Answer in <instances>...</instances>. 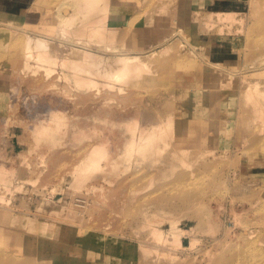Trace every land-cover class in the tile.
Masks as SVG:
<instances>
[{
  "label": "rangeland",
  "instance_id": "rangeland-1",
  "mask_svg": "<svg viewBox=\"0 0 264 264\" xmlns=\"http://www.w3.org/2000/svg\"><path fill=\"white\" fill-rule=\"evenodd\" d=\"M56 1L35 0L18 10L24 29L18 22L0 24V264H213L244 248L243 224L258 240L253 254L263 259L264 121L250 116L244 97L228 99L229 85L200 73L207 64L199 55L222 61L225 70L258 67L247 77L264 88V60L254 61L264 53V35L254 28L264 6L252 15L249 0H201V15L235 12L230 26L206 25L195 19V0H178L154 29L147 23L159 0H135L129 24L123 14L110 16L125 26L115 36L116 48L132 51L161 31H181L150 63L155 73L121 91L105 78L86 87L57 65L47 75L33 58L26 68L11 59L28 26L47 28L43 16ZM145 30L156 33L149 32L147 44L137 43ZM51 37L45 40L52 53L81 59L63 33ZM239 71L231 73L239 77ZM176 108L181 112L166 122L161 140L165 150L128 144L133 125L159 123ZM93 146L102 148L94 167L85 168ZM181 148L187 150L175 162L167 159Z\"/></svg>",
  "mask_w": 264,
  "mask_h": 264
},
{
  "label": "bare ground",
  "instance_id": "bare-ground-1",
  "mask_svg": "<svg viewBox=\"0 0 264 264\" xmlns=\"http://www.w3.org/2000/svg\"><path fill=\"white\" fill-rule=\"evenodd\" d=\"M123 1L125 2V3L123 2V4H125L126 6H123V4H122L119 7L118 4L120 2H122L121 0H57L56 3H54V5L51 6L50 9L48 10V12H46L45 15L43 16V19H46L48 22L47 24H45L47 28L42 30V29H39L37 27H33L31 25L28 26V27H30V28H27V29H29V31L24 32L27 34V35H25L26 37L23 40L22 39L20 40L22 42V43H20L22 45V47L18 50H15V54L12 55L13 57L11 56V59L14 60L15 62H17L21 59L23 62L20 61V63L26 68V63H24V62H28V60L30 58H33L37 62L42 63V66L45 68V69L42 68L43 73L47 74V75H49L51 73V71L53 70V68H55L57 65L62 70L63 74H65V76L71 75V76L75 77V79H76V81L74 80L75 82L80 83V84H84V85H86V87L94 86L95 80H98L100 78H105L107 80V82L109 83V84L107 83L108 85H110L111 83L112 84L119 83L121 87H119L118 89H121V91H123V86H124L123 84L131 85L130 83L136 82L137 79H140V77L143 74H145L146 72L155 73V71L151 69L150 63L157 61L159 57H162L166 53L167 50H170V48L165 46L164 43L172 40L174 35L176 36L178 34V32L181 31L180 28L177 29L178 31H175V30L174 31L173 30L161 31L160 32L161 34L157 33L156 37L151 38L152 43H149L148 45L137 46L136 48L134 47V49L132 51L120 50L121 48H119V47L116 48L117 46L114 45V39H115V41H117V40H119V38H117V40H116L115 36H116L117 32L120 29H122L121 27H125V26H124V21L120 20V18L116 17V18L112 19L110 16L111 15L119 16V15L123 14L124 16H126L127 22L129 24L131 22V19H132L131 10H132V8H135L137 6V4L135 3V0H123ZM175 1L177 2L178 0H159V4L157 7L158 8L157 14H156V16H153L152 14L150 15L149 23H147L148 26L151 25V27H153L155 29L156 26H158L160 23H163V17L165 15H161V13H163V11L166 10L168 6H169L168 7L169 10L171 11L176 5ZM181 1H183V0H179V3ZM133 3H135L136 5L131 6ZM200 3H201V0H195V2H194L195 19H200V17H201V20H203L204 24L214 25L217 22H220V23L222 22L223 25L229 24L228 26H230L233 22H236L234 11H227V12L224 11L223 12V11L219 10V11H216V15H214L215 12H213L212 10L211 11L207 10L206 11L207 13H205L204 15H201L199 13V8L201 6ZM248 3H249V8L251 10L252 15L258 14L259 11L261 10V8L264 6V1H262V0H249ZM50 4H51V2H50ZM114 4H115V7H113ZM170 4H172V6ZM145 6H147V5H145ZM17 13H18V9H16L12 6H9V4L0 3V20H1L0 24H2L1 22H6V23H9V22L12 23L13 22V24L18 22L19 20L16 17ZM262 15H264V14H262ZM172 17L174 19L176 18L174 16H172ZM215 17H216V19H215ZM116 20L119 21L121 26H117V25H119V23H116L115 22ZM242 20H241V22L243 23ZM261 20H259V21H261ZM11 23H10V25H13ZM259 23L257 21V23L255 24L256 26H254V28L256 30L255 29L254 30L257 32V29H258L259 32H261V34L264 35V19ZM17 24L19 26H22V25H20V24H22L20 22L16 23V26H18ZM7 25H3V26H7ZM128 26H127V28H128ZM22 27H20L19 29H24V26H22ZM26 27H27V24H26ZM131 27H133V26H131ZM181 27H182V25H181ZM127 28H126V30H127ZM56 31L63 33L64 36H66L67 38L72 40V45L74 47H77L78 50H80L81 59L77 60L75 58H71L68 56V54L57 55V54H54L51 52L52 51L51 47H50L48 41L45 40V38L51 39L53 32H56ZM127 31H129V30H127ZM154 31L155 30H152L149 32L156 33V31L155 32ZM149 32L146 30L141 32V34H139L140 32H138L139 36L140 35L141 36L138 37L137 43H146L147 44L148 38L151 37V36H149ZM33 36L35 37V41H36L34 46H33V41H32ZM147 36H149V37H147ZM124 37H126V36H124ZM261 38H262V40H264V37H261ZM120 39H122V38H120ZM133 43H135V42H133ZM163 44H164V46L162 47ZM177 44H178V42H177ZM154 46L160 47V50L158 49L159 51L156 52L155 51L156 48ZM190 46L196 47V45L194 46V44H190ZM176 51H178V50H176ZM168 52H170V51H168ZM178 53H180V52L178 51ZM196 54H198V53L195 51H192V57ZM181 56H182V54H181ZM199 56H200V58H206L205 63L208 65V66L207 65L204 66L203 68L201 67L200 73L206 75L208 77V79H210V80L217 81L216 83L221 84L224 87L226 85H229L228 89L230 88V90L228 91V99L230 100L229 96H232L233 98H235L236 95L238 97H240V96L244 97L245 101H248L251 104L250 116L254 115V117L256 118L255 120L261 119L262 121H264V96H263L264 95V88L259 86V82L257 80H250L247 77L248 72L249 73L253 72V74H254L258 70V67L250 68L243 73L240 72L241 70L240 71L238 69L235 70L234 69L235 66L234 67L231 66V68L229 70H225L226 67L224 68L222 65H220V63H221L220 61H211L210 59L207 58V55L203 54V53H200ZM170 57H171V55H170ZM178 58H177V60H178ZM259 60H260V62H263L264 53L261 55H257L256 59L254 61H259ZM158 65H160V64H158ZM161 65H162V63H161ZM50 68H52V69H50ZM226 69H228V68H226ZM232 70L233 71H239L241 73V76H239L238 74H240V73H238L237 75L239 77H235L236 75L234 76L232 74L234 72L231 73ZM243 70L244 69H242V71ZM229 72L235 77V79H232L229 81V79H231V78H229L228 80L225 78L226 74L229 77V74H228ZM259 78H260V76H259ZM60 79H61V77H60ZM226 80L229 81L230 83L228 82L229 83L228 84ZM137 84H138V82H137ZM132 85H134V84H132ZM114 88L115 87H113L112 89H114ZM86 90H88V89H86ZM235 90H238V92L234 93L233 91H235ZM97 93H99V92H97ZM120 93H122V92H120ZM117 94L119 95V93H117ZM96 95H98V94H96ZM91 102H93V101H91ZM199 102H201V101H199ZM247 105L245 107H247ZM176 110L177 111H171V114L169 115L170 118H168V119L167 118L166 119L160 118L159 119L160 121L158 120L159 123L151 124L149 126H147V125L142 126V125H138L136 123L135 125H133L131 127L134 131L132 132V135L128 139V141H127V139H126V141L128 142V144H131L134 147H136L142 151L146 150V148H147V150H149V149H151L150 147H152V146H158L157 149L160 151L165 150V145L164 146L162 145L161 140L164 139V136L166 135L167 130H168L167 129L168 125L166 124V122H169L171 124L172 123V117L176 114H180L179 112H181L179 108H176ZM154 119H156V118H154ZM168 120H170V121H168ZM156 121H157V119H156ZM260 123L263 124V122H261V121L259 122V124ZM169 128H171V125L169 126ZM241 138H243V140H244L245 136H243ZM100 148H102V147L93 146L92 149H90L89 153L86 154V159L90 160L91 162H88L86 164L85 168H91V167L93 168L94 167L93 160L96 159L95 158L96 153L98 152V150ZM185 150H187V149L186 148L173 149V152L170 153L169 156H167V159L169 161L175 162V159H178L177 155L181 154L182 152L184 153ZM167 159H165V160H167ZM262 176L264 177V173H262ZM177 182H179V181H177ZM261 193L264 195V190L261 191ZM145 215H144V217H145ZM246 226H244V224H243L241 237H242L244 242H247V244L244 245V248L242 250H240L237 257L236 258H234V257L221 258V259L214 261L213 264H264V258L260 259L261 258L260 255L255 256L253 254V251L256 252L255 246H256L258 240L253 238L254 234H255V233L253 234V230H250L248 228V225H246ZM155 232L161 236L160 230H156ZM213 232H217V231L213 230ZM217 240H219V238H215V241H217ZM259 241L264 242V237L261 238ZM258 246H260V244ZM261 247H263V246H261ZM167 255L172 256L173 253L169 252ZM3 257H4V255L2 256V258Z\"/></svg>",
  "mask_w": 264,
  "mask_h": 264
},
{
  "label": "crops",
  "instance_id": "crops-1",
  "mask_svg": "<svg viewBox=\"0 0 264 264\" xmlns=\"http://www.w3.org/2000/svg\"><path fill=\"white\" fill-rule=\"evenodd\" d=\"M34 2L35 0H0V3L9 4V6H12L18 10L29 8Z\"/></svg>",
  "mask_w": 264,
  "mask_h": 264
}]
</instances>
